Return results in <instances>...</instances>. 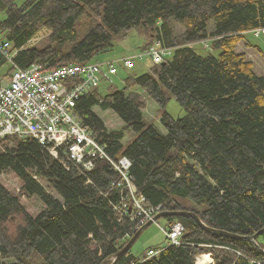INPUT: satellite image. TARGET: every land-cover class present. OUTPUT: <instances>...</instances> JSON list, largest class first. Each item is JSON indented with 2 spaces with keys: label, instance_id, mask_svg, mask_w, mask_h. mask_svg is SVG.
<instances>
[{
  "label": "trees",
  "instance_id": "16d2710c",
  "mask_svg": "<svg viewBox=\"0 0 264 264\" xmlns=\"http://www.w3.org/2000/svg\"><path fill=\"white\" fill-rule=\"evenodd\" d=\"M82 19L87 26L80 33ZM43 27L51 31L43 43L27 46ZM262 27L264 0H0V38L10 42L18 68L93 60L131 28L149 32L145 48L154 41L170 48L144 73L134 72L136 62L130 69L117 62L116 74L126 72L123 85L105 94L94 87L74 110L110 156L130 160L132 182L147 205L191 211L208 227L255 235H219L192 217L166 216L168 224L184 226L179 244L152 246L159 253L139 259L129 250L115 264H195L205 252L214 264H264V69L257 72L236 50L245 32ZM206 40L220 50L217 56L191 46ZM243 46L264 62V50ZM8 62L0 50V69ZM133 88L161 108L173 96L185 114L174 118L163 109L162 132L144 120V101ZM94 107L110 109L122 127L107 129ZM126 131L133 136L124 143ZM4 173L20 183L13 192L0 180V264H111L140 227L127 208H115L124 189L105 159L82 173L32 137L7 136L0 139ZM22 196L36 197L40 210L30 213Z\"/></svg>",
  "mask_w": 264,
  "mask_h": 264
},
{
  "label": "built area",
  "instance_id": "2783aa9c",
  "mask_svg": "<svg viewBox=\"0 0 264 264\" xmlns=\"http://www.w3.org/2000/svg\"><path fill=\"white\" fill-rule=\"evenodd\" d=\"M252 32L255 36H264V27ZM10 47L7 39L0 38V50L12 62L8 80L0 82V139L7 136L32 137L63 165L78 167L82 173L91 170L97 159H105L119 174L116 185L124 189V195L115 208L120 211L127 208L130 218L139 226L153 220L161 210L147 205L145 197L137 193L129 174L130 160L124 155L110 156L74 110L77 99L97 87L105 74H116L117 66L113 61L90 60L48 70H43L36 63L18 68L12 61L15 51L10 52ZM144 53L153 63H161L171 54V49L154 41ZM142 56L143 53L126 56L117 62L130 69ZM162 230L168 246L180 243L184 226L176 221L167 223ZM160 250L152 247L144 255H157ZM195 264L214 263L206 253L197 255Z\"/></svg>",
  "mask_w": 264,
  "mask_h": 264
},
{
  "label": "rangeland",
  "instance_id": "374dc122",
  "mask_svg": "<svg viewBox=\"0 0 264 264\" xmlns=\"http://www.w3.org/2000/svg\"><path fill=\"white\" fill-rule=\"evenodd\" d=\"M87 26V20L82 19L78 24V30L82 33ZM174 28L176 33H181L183 31V26L176 23L174 24ZM50 29L46 27L41 28L27 43V46H36L41 45L43 41L47 38L50 33ZM247 42L251 47L258 46L262 50H264V36H255L252 31H247L244 33V37L242 41H239L236 46V50L238 52H244L247 59H250L254 64V69L257 72H262L264 69V62L260 59V57L253 52L250 48H244L243 43ZM150 42L149 32L145 31L142 28H131L124 35H116L113 39V44L110 49L107 51L101 52L94 57V61H113L115 65H118L117 60L122 59L126 56H133L135 54H142V58L136 59V66L134 68V72L136 73H144L147 72L152 65L151 58L148 54L144 53L146 51V43ZM191 46L201 55H206L211 52L213 55H218L220 52L219 49L212 50L210 46V42L199 41L194 42ZM246 51V52H245ZM9 62L6 63L0 69V82H6L8 80V76L6 74V70L9 67ZM11 72V71H10ZM126 74L123 69L119 68V72L117 74L111 75L110 79L102 78L98 85V91L101 94H105L107 90L113 87H121L122 77ZM133 90L139 92L141 95L144 106L142 108V115L144 120L147 123H151L155 125L158 129L164 132V128L160 123V116L162 110H166L171 116L174 118L183 116L185 114V110L182 106L179 105L177 100L170 96L168 101L166 102L164 108H161L152 98H150L143 90L139 88H133ZM94 111L98 114L99 117L105 123L107 129H119L122 127L121 120L110 110H100L97 107H94ZM132 133L130 131L125 132V137L123 142L125 143L132 137ZM0 180L13 192L17 191L19 187V180L13 173H4L1 175ZM21 201L27 210L35 214L40 210L41 203L36 197L26 198L21 197ZM168 221L165 217H159L147 227H145L141 233L138 235L134 243L130 248L131 254L134 255L137 259L141 258L149 247H163L167 244L166 235L162 230V227L167 226ZM201 253V254H206ZM199 254V255H201ZM10 261V260H9Z\"/></svg>",
  "mask_w": 264,
  "mask_h": 264
},
{
  "label": "water",
  "instance_id": "95a60500",
  "mask_svg": "<svg viewBox=\"0 0 264 264\" xmlns=\"http://www.w3.org/2000/svg\"><path fill=\"white\" fill-rule=\"evenodd\" d=\"M180 215H184V216H189L192 217L201 227H203L205 230L215 233V234H219V235H225V236H229V237H241V238H248V239H253L255 237V235H250V236H246V237H242L236 234H232L223 230H218V229H214L211 227H208L195 213L191 212V211H186V210H171V211H160L158 213H156L153 217V220H148L146 223H144L143 225H141L137 231L129 238V240L127 241V243L116 253L115 257L113 258L111 264H115L116 261L122 257L124 254H126L132 244L134 243V241L136 240V238L138 237V235L141 233V231L147 227L149 224H151L153 221H155L157 218L159 217H166V216H180ZM264 228L260 230V232H263Z\"/></svg>",
  "mask_w": 264,
  "mask_h": 264
},
{
  "label": "crops",
  "instance_id": "0c3cea01",
  "mask_svg": "<svg viewBox=\"0 0 264 264\" xmlns=\"http://www.w3.org/2000/svg\"><path fill=\"white\" fill-rule=\"evenodd\" d=\"M245 42V41H244ZM247 43V42H246Z\"/></svg>",
  "mask_w": 264,
  "mask_h": 264
},
{
  "label": "bare ground",
  "instance_id": "6f19581e",
  "mask_svg": "<svg viewBox=\"0 0 264 264\" xmlns=\"http://www.w3.org/2000/svg\"><path fill=\"white\" fill-rule=\"evenodd\" d=\"M119 261V260H118Z\"/></svg>",
  "mask_w": 264,
  "mask_h": 264
}]
</instances>
